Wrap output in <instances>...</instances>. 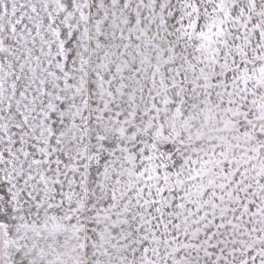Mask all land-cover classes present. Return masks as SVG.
<instances>
[{"label":"snow or ice","instance_id":"6c2138e0","mask_svg":"<svg viewBox=\"0 0 264 264\" xmlns=\"http://www.w3.org/2000/svg\"><path fill=\"white\" fill-rule=\"evenodd\" d=\"M0 264H264V0H0Z\"/></svg>","mask_w":264,"mask_h":264}]
</instances>
